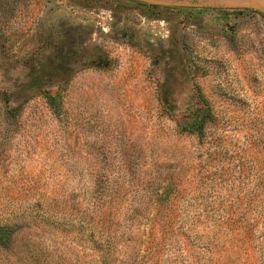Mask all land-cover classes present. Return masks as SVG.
Returning a JSON list of instances; mask_svg holds the SVG:
<instances>
[{
  "label": "rangeland",
  "instance_id": "rangeland-1",
  "mask_svg": "<svg viewBox=\"0 0 264 264\" xmlns=\"http://www.w3.org/2000/svg\"><path fill=\"white\" fill-rule=\"evenodd\" d=\"M0 264H264V10L0 0Z\"/></svg>",
  "mask_w": 264,
  "mask_h": 264
},
{
  "label": "bare ground",
  "instance_id": "bare-ground-1",
  "mask_svg": "<svg viewBox=\"0 0 264 264\" xmlns=\"http://www.w3.org/2000/svg\"><path fill=\"white\" fill-rule=\"evenodd\" d=\"M226 1L244 4V5H250L264 10V0H226Z\"/></svg>",
  "mask_w": 264,
  "mask_h": 264
},
{
  "label": "water",
  "instance_id": "water-1",
  "mask_svg": "<svg viewBox=\"0 0 264 264\" xmlns=\"http://www.w3.org/2000/svg\"><path fill=\"white\" fill-rule=\"evenodd\" d=\"M260 9V8H259Z\"/></svg>",
  "mask_w": 264,
  "mask_h": 264
}]
</instances>
